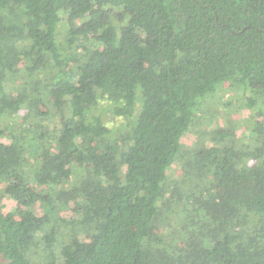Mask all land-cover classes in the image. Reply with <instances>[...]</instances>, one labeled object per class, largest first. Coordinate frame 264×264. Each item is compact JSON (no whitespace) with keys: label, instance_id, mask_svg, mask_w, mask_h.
<instances>
[{"label":"trees","instance_id":"trees-1","mask_svg":"<svg viewBox=\"0 0 264 264\" xmlns=\"http://www.w3.org/2000/svg\"><path fill=\"white\" fill-rule=\"evenodd\" d=\"M0 264H264V0H0Z\"/></svg>","mask_w":264,"mask_h":264},{"label":"rangeland","instance_id":"rangeland-1","mask_svg":"<svg viewBox=\"0 0 264 264\" xmlns=\"http://www.w3.org/2000/svg\"><path fill=\"white\" fill-rule=\"evenodd\" d=\"M221 94L222 96H216V98L213 100L212 105H210V108H216L217 111H220V102L225 101L228 97L229 94L227 93V85L225 84L223 86V90H221ZM232 104L234 105V107H237V100L235 98L232 99ZM234 109V108H233ZM233 115L230 117H226L225 115L222 117L220 115H217L216 119H217V124H224L227 120H229V118L233 119V123L236 126V131L237 134L239 136H243L244 139L249 138V135H251L250 133V128L249 125L251 122V119L249 118L247 112L245 110H238L236 111V109H234V113H232ZM22 117H25V115H22ZM106 124L109 128H111L112 130H115L116 127H118L121 124H124L125 121L123 119H111L109 117V115L104 117ZM242 137V138H243ZM192 139H193V135L190 133H187L184 135L183 139H182V143L185 146H189L192 143ZM173 173H171V175H178L179 174V164L178 163H174L173 164ZM170 173V172H169ZM3 206V211L4 212H9V211H14L15 210V204L12 201H8V200H4L2 202ZM73 207V205L70 206L69 211L65 212V215L70 219L73 217L72 212L70 211L71 208ZM41 212H38L37 214H40Z\"/></svg>","mask_w":264,"mask_h":264}]
</instances>
